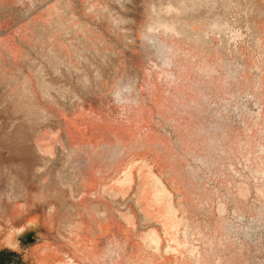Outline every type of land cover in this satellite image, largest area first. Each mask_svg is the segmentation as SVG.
I'll use <instances>...</instances> for the list:
<instances>
[{"label": "rangeland", "instance_id": "374dc122", "mask_svg": "<svg viewBox=\"0 0 264 264\" xmlns=\"http://www.w3.org/2000/svg\"><path fill=\"white\" fill-rule=\"evenodd\" d=\"M0 264H264V0H0Z\"/></svg>", "mask_w": 264, "mask_h": 264}]
</instances>
